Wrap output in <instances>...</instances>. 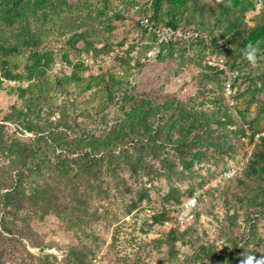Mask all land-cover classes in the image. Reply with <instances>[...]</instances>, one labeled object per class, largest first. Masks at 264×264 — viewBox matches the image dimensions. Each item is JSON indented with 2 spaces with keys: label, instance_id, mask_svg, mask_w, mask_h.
<instances>
[{
  "label": "rangeland",
  "instance_id": "rangeland-1",
  "mask_svg": "<svg viewBox=\"0 0 264 264\" xmlns=\"http://www.w3.org/2000/svg\"><path fill=\"white\" fill-rule=\"evenodd\" d=\"M93 1L103 8V2ZM108 1L113 29L99 35L96 45L79 40L69 47L68 36L50 38L52 57L42 55L47 76L66 80L64 87L53 85L48 101L30 105L31 84L41 81L28 77L34 58L30 51L17 59L16 69L0 64L3 134L7 140L6 133L30 141L44 134L39 126L50 139L74 135L70 125L109 131L121 120L127 91L136 95L131 107L145 103L151 124L175 126L172 138L159 139L160 151L138 146L139 163L120 172V186L104 184L100 191L99 181L89 180L81 228L68 229L51 215L32 223L33 238L4 251L10 240L0 224V264H71L67 255L72 251L87 257L88 264H241L249 254L264 259V128L258 140L242 134L256 116L264 127V57L249 64L243 50L240 68L229 61L242 36L264 16V0H243L220 20L221 5L229 0H193L198 26L187 19L179 25L214 29L216 45L173 39L174 56H167L169 42L144 35L135 25L133 10H149V0L138 5L128 0L123 15L116 13L124 9L122 0ZM225 66L240 72L233 97L224 90L230 78ZM15 109L39 126L28 130L21 118H5ZM160 109L170 112L162 115ZM3 164L8 160L0 154ZM194 192L200 196L190 211L183 203ZM163 211L169 215L159 216ZM190 213L195 214L191 220Z\"/></svg>",
  "mask_w": 264,
  "mask_h": 264
},
{
  "label": "trees",
  "instance_id": "trees-1",
  "mask_svg": "<svg viewBox=\"0 0 264 264\" xmlns=\"http://www.w3.org/2000/svg\"><path fill=\"white\" fill-rule=\"evenodd\" d=\"M97 1L103 2V8L95 7L97 3L93 0H79L74 3L70 0H0L1 68L9 71L16 69L19 64L17 59L30 51L34 58L27 67L28 77L36 75L41 78V81L31 84L33 98L29 100L30 105L34 106L39 100L48 101L54 84L65 86L66 78L52 79L47 76L46 62L42 61V55L52 57L54 48L48 43L52 36H68L69 47L72 46L71 42L75 46L79 40L96 45L101 40L99 35L105 37L113 29L111 3L108 0ZM140 1L134 0V3L138 5ZM149 1V10L145 7L138 10L142 14H148L152 23L175 29L183 23L182 20L187 19L198 26V12L193 0ZM242 1L229 0L223 3L218 20L229 13L233 6L241 5ZM121 2H124V9L116 10L118 15L127 11L128 0ZM93 6L94 9L91 8ZM233 23L235 21L227 26L228 31L233 29ZM135 25L144 35L156 36L148 33L136 21ZM199 29L203 36L191 41L208 48L215 46L214 29H208V32ZM249 45L258 46V57H264V16L240 39L238 52L229 60L231 67H241L242 58L238 53ZM167 48V56H174L175 43L169 41ZM183 58L182 55V62H185ZM1 87L0 81V90ZM135 96L124 92L121 120L109 131L103 130L102 133L81 130L70 125L74 135L66 134V138L64 135H53L50 139L42 127L37 123H27L21 117L22 111L15 109V112L9 113L5 118L13 121L16 117L21 118L24 121L22 124H25L23 126L28 130H32V125H35L44 134L36 135L30 141H22L13 136L14 134L6 133L10 137L7 140L3 134L4 124L0 120V154L8 160V164L0 166V224L1 231L8 233L7 238L10 240L4 246V251L17 246L18 242L24 244L23 241L27 238H33L32 223L45 221L51 215L56 216L68 229L81 228L82 215L90 196L89 184L98 180L100 191L105 189L104 184L107 187L111 183L116 187L120 186L121 183L117 180L120 172L135 169L139 163L134 152L138 146L160 151L162 146L158 143L159 139L171 140L175 126L165 123L156 127L151 124L149 113L144 111L145 103L140 107L130 106ZM144 102H147L146 99ZM167 112L170 109L159 110L162 115ZM182 113L183 110L180 111ZM175 114L172 112L170 117L174 118ZM259 119L256 116L251 120L255 130L264 128L260 127ZM163 132L167 133L165 138ZM89 180L91 182L88 184ZM166 215H169V211L159 214L161 217ZM67 256L71 264H88L87 257L78 255L75 251Z\"/></svg>",
  "mask_w": 264,
  "mask_h": 264
},
{
  "label": "built area",
  "instance_id": "built-area-1",
  "mask_svg": "<svg viewBox=\"0 0 264 264\" xmlns=\"http://www.w3.org/2000/svg\"><path fill=\"white\" fill-rule=\"evenodd\" d=\"M135 15V21L138 22L141 26L147 29L148 33H152L156 35L161 42H169L173 39H181V40H198L203 36V32L201 29L197 27H184V26H177L175 29L154 24L150 20V16L148 14L140 13L137 8L133 10ZM215 60V59H214ZM222 65L226 64L227 61L224 59H219L218 63ZM225 72L229 74L230 78L225 82V93L228 97H233L235 94V87L234 81H236L239 76L240 72L238 70H231L227 66H225ZM246 129L243 130L242 134L244 138H247L248 141L258 140L261 138L262 130H255L252 123H247ZM230 176V175H227ZM199 193L194 192L192 197L188 198L184 203L183 206L189 208L190 211L194 210L197 207ZM195 217L194 213H190V220Z\"/></svg>",
  "mask_w": 264,
  "mask_h": 264
},
{
  "label": "clouds",
  "instance_id": "clouds-1",
  "mask_svg": "<svg viewBox=\"0 0 264 264\" xmlns=\"http://www.w3.org/2000/svg\"><path fill=\"white\" fill-rule=\"evenodd\" d=\"M259 48L258 46L249 45L246 50L243 51V58L249 64H256L258 59ZM241 264H264V259H257L253 255L249 254L241 261Z\"/></svg>",
  "mask_w": 264,
  "mask_h": 264
}]
</instances>
